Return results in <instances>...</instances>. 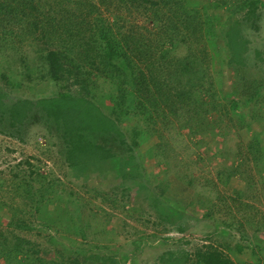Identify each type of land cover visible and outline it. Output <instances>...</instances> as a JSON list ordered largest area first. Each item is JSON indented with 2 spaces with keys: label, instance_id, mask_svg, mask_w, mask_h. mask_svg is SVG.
<instances>
[{
  "label": "trees",
  "instance_id": "obj_1",
  "mask_svg": "<svg viewBox=\"0 0 264 264\" xmlns=\"http://www.w3.org/2000/svg\"><path fill=\"white\" fill-rule=\"evenodd\" d=\"M263 8L264 0H0V36L6 37L0 39V50L11 49L12 56L15 53L19 56L23 45H35L43 62L41 77L59 86L49 95L31 98L13 96L0 85V134L25 142V133L33 123L41 120L49 134L53 129L58 133L61 153L65 154L69 167L103 176L109 171L115 172L113 177L122 183L127 179L147 177L139 171L143 170V164L130 150L158 133L159 142L147 147L141 155L164 160L160 166L168 169L167 158H175L169 154L174 148L163 131L177 130L180 136L185 135L180 129L186 128L189 139L183 145H199L202 138L197 135L203 136L205 128L209 129L210 136L216 135L220 130L219 118L228 116L227 108L232 112L236 110L239 98H227L223 85L214 88V74L233 70L238 80L232 87L250 93L246 98L247 106L262 95L260 84L251 92L256 82H250L242 69L258 65L255 59L264 61L258 48H253V59L249 55L252 48L249 33L259 29ZM133 15L144 18L148 26L137 25L135 20L129 22ZM228 15L230 19L224 20ZM37 40L39 45L35 43ZM181 46L186 49L184 55H178ZM20 57L23 64V57ZM85 62L91 66L90 74L95 76L90 78V83L89 74L86 79L81 70ZM212 62L220 68L211 70ZM29 72L30 67L26 66V70L18 68L9 76L2 73V77L8 78L7 84L13 89H29L26 86L31 80ZM19 73L25 80L18 78L21 77ZM99 78L115 86L113 92H108L107 111L91 97V90ZM67 81L73 86L65 87ZM225 102L230 106H224ZM220 103L222 112H216L217 117L210 123L205 115L215 112L213 110ZM236 115L245 124L246 117L251 118L246 112ZM173 120L178 124L173 126ZM250 153L251 159L256 160L251 150ZM216 156V152H211V157ZM130 161L136 171L131 176ZM25 163L33 167L29 160ZM191 165H187L188 170ZM228 167L221 164L217 172L221 184H228L234 173ZM19 173L14 176L18 177ZM30 173L50 181L37 170ZM40 184L38 178L36 181L23 176L18 185L29 196ZM252 186L249 182L248 188ZM96 189L99 192L100 188ZM151 197L157 200L154 194ZM154 206H158V200ZM75 213L77 222H81L80 213ZM108 216L110 214L105 216L108 220L102 222L104 228L110 223ZM95 217L93 214L91 220ZM13 223L24 224L12 216L7 224ZM185 229V226H177L180 232ZM81 231L82 236H86V232ZM111 232L116 235L117 229L114 227ZM241 236L246 237L244 232ZM0 237V257L7 260V264L32 263L23 249L26 245L29 247L30 240L12 231L0 232ZM147 239L142 234L136 235L132 240L135 249L140 250ZM208 239L211 240V236ZM230 243L203 244L204 248L197 247L191 252L184 248L167 250L157 259L159 264H236L228 252H242L246 244L236 242L231 246ZM88 247L84 249L89 253L83 262L76 256L65 264H88L91 260L100 261L99 264L119 263L115 254L107 252L108 245L95 246L104 251L102 255L91 252L93 246ZM29 249L35 254L38 252L36 248ZM18 253L23 257H18ZM121 255L127 257L126 253ZM254 264H264V258Z\"/></svg>",
  "mask_w": 264,
  "mask_h": 264
},
{
  "label": "rangeland",
  "instance_id": "obj_2",
  "mask_svg": "<svg viewBox=\"0 0 264 264\" xmlns=\"http://www.w3.org/2000/svg\"><path fill=\"white\" fill-rule=\"evenodd\" d=\"M229 19L230 15L224 18ZM134 20L137 25L148 26L147 21L139 15L128 19L129 22ZM258 26L256 32L252 30L249 33L252 40L249 53L251 59L254 58L253 48H258L264 58V8ZM3 38L6 37L1 35L0 39ZM35 43L40 44L38 40ZM185 50L183 46L178 48V55H184ZM12 51L0 50V85L6 91L13 96L35 98L43 94L49 95L59 89L53 80L41 77L40 67L43 62L41 63L35 45H23L19 56L17 53L12 56ZM20 56L23 57V64L19 61ZM255 61L258 65L242 69V73L250 82H256L252 93L256 91L257 84L262 86V95L257 101L254 100L251 106H247L246 102L250 93H247L246 89L239 92L232 87L237 79L233 70L227 69L225 73L214 74V88L223 85L227 98H239L235 112L227 108L228 116L219 118L220 130L217 132L215 129L216 135L210 136L209 129L205 128L203 136L197 135L202 138L201 143H192L186 147L183 145L187 144L189 139L186 128L180 129V132L185 134L180 136L177 130L163 131L164 137L172 142L171 146L174 148L169 154L175 158H167L168 169L164 170L160 166L164 160L161 161L153 155L148 158L143 155L147 147L159 142L156 137L158 133L149 136L143 144L132 146L130 151L143 164V170L139 171L143 176L147 175L143 179L132 178L120 183V179L113 177L115 172L109 171V174L103 176L98 172L89 173L84 169L69 167L65 154L61 153L62 144L58 133L53 129L49 134L41 120L33 123L25 133V142L0 134V180L3 182L0 181V232L12 231L14 235L31 241L29 247L36 248V254L31 252L27 245L23 248L32 261L30 264H44L43 261L49 264H65L76 256L83 262L84 256L89 253L85 248L93 246L91 252L102 255L104 251L95 246L103 244L108 245L107 252L116 255L118 264H159L157 257L167 250L184 248L191 252L197 247L204 248L203 244L215 245L230 241L231 246L236 242L246 244L242 252H228L236 264H241V261L243 264H254L258 259H263L264 61ZM26 66L30 67L31 72V80L26 85L29 89L11 88L7 84L8 78L2 77V73L9 76V73L18 68L26 70ZM83 66L81 70L86 79L87 73L89 74L90 83V78L95 77L90 74L91 66L86 62ZM210 67L211 70L220 68L214 62ZM19 74L21 77L18 78L25 80L22 73ZM64 84L65 87L73 86L70 81ZM114 89L111 81L96 79L91 97L100 102L107 111L110 104L108 92H113ZM223 105L230 106L228 102ZM200 111L203 112L204 109ZM213 111L215 112L205 115L210 123L217 117L216 112H222V103ZM239 112H246L251 116L246 117L247 124L238 118L236 114ZM177 122L173 120V126L178 124ZM250 150L255 154L256 160L251 159ZM211 152H216L218 156L211 157ZM25 160H29L33 167L28 166ZM221 164L234 171L228 184H221L217 176ZM132 165L133 162L130 161V176L136 172ZM187 165H191L189 170ZM18 170H22L21 173ZM31 170H37L50 181L46 182V179L30 173ZM16 172L19 173L18 177L14 176ZM23 176L34 178L36 181L37 178L40 179V186L29 196L18 185ZM189 180L192 182L188 183ZM138 182L146 186L143 187ZM249 182L253 186L248 188ZM96 188H100L99 192ZM152 194L157 196L158 206H154L157 200L151 197ZM76 211L81 215V222L76 220ZM93 214H96V217L91 220ZM108 214L111 220L104 228L102 222L104 223ZM12 216L24 224L8 225L7 222ZM177 226H185L186 229L180 232ZM114 227L117 229L116 235L111 232ZM81 229L86 232V236H82ZM242 232L246 235L244 239ZM138 234L148 237L147 243L145 242L140 250H136L132 243ZM208 236H211V240ZM258 243L260 244L257 245ZM121 253H126L127 257H123ZM19 256L23 257V254L18 253ZM87 263L99 264L100 261L91 260ZM0 264H7V260L0 257Z\"/></svg>",
  "mask_w": 264,
  "mask_h": 264
}]
</instances>
